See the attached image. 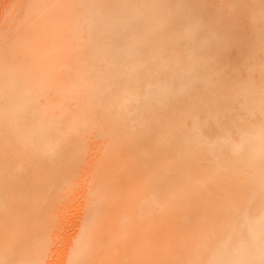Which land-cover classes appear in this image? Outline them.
<instances>
[{"label": "bare ground", "instance_id": "obj_1", "mask_svg": "<svg viewBox=\"0 0 264 264\" xmlns=\"http://www.w3.org/2000/svg\"><path fill=\"white\" fill-rule=\"evenodd\" d=\"M18 4L0 264H264V0Z\"/></svg>", "mask_w": 264, "mask_h": 264}, {"label": "rangeland", "instance_id": "obj_2", "mask_svg": "<svg viewBox=\"0 0 264 264\" xmlns=\"http://www.w3.org/2000/svg\"><path fill=\"white\" fill-rule=\"evenodd\" d=\"M19 1L21 0H0V29L2 30L4 27V23L6 22L9 16L11 17L12 12L15 14L17 5H19ZM13 7V8H12ZM0 30V31H1Z\"/></svg>", "mask_w": 264, "mask_h": 264}]
</instances>
